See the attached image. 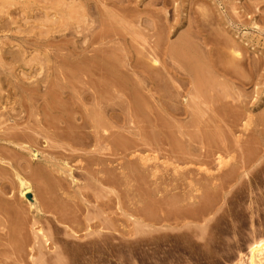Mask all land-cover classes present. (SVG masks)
<instances>
[{
  "label": "rangeland",
  "instance_id": "obj_1",
  "mask_svg": "<svg viewBox=\"0 0 264 264\" xmlns=\"http://www.w3.org/2000/svg\"><path fill=\"white\" fill-rule=\"evenodd\" d=\"M98 104L108 154L80 108ZM0 157V264L56 261L39 230L83 245L73 264L247 263L264 240V0H0ZM64 207L93 235L69 236Z\"/></svg>",
  "mask_w": 264,
  "mask_h": 264
},
{
  "label": "bare ground",
  "instance_id": "obj_2",
  "mask_svg": "<svg viewBox=\"0 0 264 264\" xmlns=\"http://www.w3.org/2000/svg\"><path fill=\"white\" fill-rule=\"evenodd\" d=\"M93 57L95 56H91L90 59H93ZM158 60L154 61V65L152 66V68H157L158 67ZM89 70H94L97 69V67L95 66H89L87 67ZM108 68V67H107ZM144 71H147L145 68L143 69ZM51 108L53 110L62 112L64 110V107L62 106H51ZM82 108L84 111L90 113L92 111H98V117H93V118H88L85 119V122L87 124V126H89V128L93 129L92 133L94 134V137H98V135L101 136V138L104 140V146L102 148L103 151H105V154H108L110 152L113 151L112 149V143L110 141V139L112 138V126L110 125V121L109 119L111 118V114L110 112L112 111V108L110 107L109 104H98L95 106H88V105H83ZM106 143V144H105ZM36 157V154L33 152V158ZM107 161L108 159L105 158ZM35 161V159H33ZM0 163L4 164V166L8 167L9 164L6 163V161L0 157ZM48 170L53 176H57V174L60 175V171L54 169L53 166L49 167L47 166ZM39 175H41V179L42 181H46V176L45 175V171H42L41 169L38 171ZM18 177V181H19V186H20V195L21 197L26 201V202H22V205H25L26 207H28L27 209L34 214V217L37 219V221H41L42 219H45L47 217V213H46V208H55L54 204H48L46 205V207L40 202V200L38 199L35 190H34V185L28 181L26 178H24L21 175H17ZM63 194L67 195L68 197L72 196V192L70 191H63ZM31 195H33V197H30ZM109 202L105 203V207H109ZM61 210V208H60ZM68 207H64L62 208V213H60L57 217V220H59V222H61V224L64 225L63 222H69V214H68ZM105 211V210H104ZM106 212V211H105ZM54 213V212H53ZM63 218L64 221L61 220V218ZM94 218L91 216L86 217V227L88 229V231H90L93 227L92 225V220ZM105 222L106 220H108V216L104 218ZM76 224V223H73ZM65 228L70 229V232L68 233L69 236L73 237L76 240H82L86 237L92 236L93 233H89L87 235H83L81 236V234H79V232L74 231L71 227H69L68 225H64ZM109 227V226H107ZM37 234V238L38 239H42L41 243H40V247H39V251L41 253V255L46 258V257H52L54 256V258L56 259V261H52L50 258H47L46 261H44L45 264H73V257L76 256L81 249H83V245H79L78 247V251L76 253H71V255L66 252L64 249L60 248L58 245H56L49 237H47L42 230H39V232L36 233ZM109 234L108 233H104L102 235L103 238H105L106 240H108L109 238ZM97 239L95 240L94 238H90L89 239V243L92 245H94L96 243ZM108 245V243H107ZM23 250V249H22ZM79 254V253H78ZM248 262L247 263H240V264H264V240H259V241H255L249 250L248 253ZM68 256L70 258H68ZM32 262L37 263L38 262V257H36L35 255H33L31 257ZM90 261H92V259H90Z\"/></svg>",
  "mask_w": 264,
  "mask_h": 264
}]
</instances>
